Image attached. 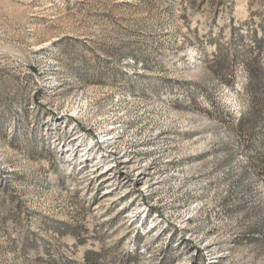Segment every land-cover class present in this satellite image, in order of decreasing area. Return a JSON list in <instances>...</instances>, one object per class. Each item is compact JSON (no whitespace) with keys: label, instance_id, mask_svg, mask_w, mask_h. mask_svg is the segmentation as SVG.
Listing matches in <instances>:
<instances>
[{"label":"rangeland","instance_id":"obj_1","mask_svg":"<svg viewBox=\"0 0 264 264\" xmlns=\"http://www.w3.org/2000/svg\"><path fill=\"white\" fill-rule=\"evenodd\" d=\"M0 264H264V0H0Z\"/></svg>","mask_w":264,"mask_h":264}]
</instances>
